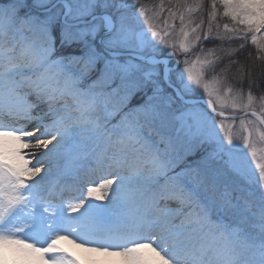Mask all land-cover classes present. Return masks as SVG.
I'll list each match as a JSON object with an SVG mask.
<instances>
[{
    "label": "snow or ice",
    "instance_id": "6c2138e0",
    "mask_svg": "<svg viewBox=\"0 0 264 264\" xmlns=\"http://www.w3.org/2000/svg\"><path fill=\"white\" fill-rule=\"evenodd\" d=\"M137 3L0 0V264H264V95L204 48L264 58V0Z\"/></svg>",
    "mask_w": 264,
    "mask_h": 264
},
{
    "label": "rangeland",
    "instance_id": "374dc122",
    "mask_svg": "<svg viewBox=\"0 0 264 264\" xmlns=\"http://www.w3.org/2000/svg\"><path fill=\"white\" fill-rule=\"evenodd\" d=\"M160 3V0H138V3L136 4V7L138 8L140 4H145V5H148L149 7H154L156 5H159ZM164 3L166 5V7L168 6V3H169V0H164ZM210 3H211V0H205V9L207 10L209 7H210ZM221 13H222V9L220 10ZM204 15V18L205 20H207V14H206V11L205 13L203 14ZM164 16L166 17L167 16V11H165L164 13ZM199 16H201V13H195L194 14V19H199ZM217 22L221 25V32H223V24L225 23H228L230 26H231V21L227 18H222L221 17H218V20ZM176 24H177V29L179 28V21L177 20L176 21ZM206 27V26H205ZM249 36L251 34H248ZM251 37V36H250ZM249 37V40L247 42H244V41H240L242 43H244V47L241 49L242 51L240 52L243 56L244 53H246L247 51L248 54L247 55H244L245 57L248 56L250 58V61L253 62L252 67L257 69L258 73H259V88L255 87V85L252 87L251 91H252V94L254 97H256L257 101H259L260 97L262 95H264V58H257L258 57V50L257 48L251 44V39ZM238 40H226V41H216L215 44H208V43H205L204 44V48L205 49H208V48H215L216 49V56L220 57L221 58V61L224 57H227L229 54H230V49L231 48H235L236 47V43ZM175 42V41H174ZM223 49V50H221ZM236 49V48H235ZM167 49H164V53H167ZM193 51H196L195 49ZM180 59H183V56L180 57ZM220 67H221V63H220ZM210 78V77H209ZM235 89H239L240 87H236L235 85H233ZM257 89L259 91H257ZM243 91L245 92V94L249 91V88L247 87V85H244L243 86ZM193 98H200L199 96H195ZM135 100H133V104H135ZM202 105V104H201ZM257 112L259 113L260 112V107H259V104H257ZM225 113H233V114H236V113H242V112H234L232 109L230 108H225ZM179 116V112H176L174 113V115L172 117H170V120H169V124H170V127L172 129V133L175 134L176 133V130L179 129V120L176 119V117ZM246 119H254V118H249V117H246ZM217 120H219V118H217ZM226 125H229V124H232L233 121L232 120H225L224 121ZM239 124H240V119H236L235 120V125H236V128L239 129ZM221 135H223V133H221ZM36 138H34L33 140H35ZM178 144H182L183 145V148L184 149H188L190 147L189 144H187L186 141L183 140V137H182V134L180 136V138L178 139L177 141ZM238 143H242L240 141H238ZM39 151H43V150H40ZM208 151H210V148L209 146L207 145H204V146H201L199 148H195L193 151H191L189 154L187 155H184V158L183 160L180 162V167H183L185 165H191L192 167H196L198 165H200L204 159V157L207 155ZM182 155H183V152H182ZM72 161L69 160L66 162V167L67 168H72ZM98 203H101L98 201Z\"/></svg>",
    "mask_w": 264,
    "mask_h": 264
},
{
    "label": "trees",
    "instance_id": "16d2710c",
    "mask_svg": "<svg viewBox=\"0 0 264 264\" xmlns=\"http://www.w3.org/2000/svg\"><path fill=\"white\" fill-rule=\"evenodd\" d=\"M241 43L242 42H240V40H238L236 43H234V44H236V47H235L236 49L235 48L230 49L231 55L229 54L227 57H224L222 59L221 67H224L225 65H228L230 62L235 61L236 63H231V71L228 73L229 82L232 83L233 85H235L236 87H241V85L239 83H237V78L239 77L238 69L240 67H243L244 68L243 86L247 85V87H248V82H249L248 73L251 72L252 73V79L255 80V82H256L255 87L259 88V84H260L259 73H258L257 69L252 67L251 64H253V62L250 61V58L248 56H246V57L244 56V55H247L249 51L244 53L243 56L240 53L242 51L241 50L242 48H240ZM257 91H259V90L257 89Z\"/></svg>",
    "mask_w": 264,
    "mask_h": 264
},
{
    "label": "bare ground",
    "instance_id": "6f19581e",
    "mask_svg": "<svg viewBox=\"0 0 264 264\" xmlns=\"http://www.w3.org/2000/svg\"><path fill=\"white\" fill-rule=\"evenodd\" d=\"M196 100H192V102H194ZM23 123V122H21ZM33 126V123L31 124H28L27 127L30 129V127ZM39 133L36 134V136H38ZM33 137L35 136H32V137H29L28 139L29 140H33ZM49 147H51V145H49ZM42 150V149H40ZM23 152L29 154L28 158L31 159L32 163L35 164L36 163V160L37 158H39L40 154H41V151H39V149L35 148V147H31V148H27V149H23ZM73 165V164H72ZM65 166H66V162H65ZM73 167V166H72ZM71 169V168H69ZM36 179H39V177H37ZM34 182V181H33ZM98 203V202H97ZM102 203V202H101ZM67 247H69L71 249V245H66Z\"/></svg>",
    "mask_w": 264,
    "mask_h": 264
},
{
    "label": "water",
    "instance_id": "95a60500",
    "mask_svg": "<svg viewBox=\"0 0 264 264\" xmlns=\"http://www.w3.org/2000/svg\"><path fill=\"white\" fill-rule=\"evenodd\" d=\"M193 103H203V100H199V101H196V102H193ZM249 115H250V114H249ZM232 116L237 117L236 115H232ZM232 116H228V117H230V119H231ZM241 116H244V114L239 115V117H241ZM240 150H243V147H241Z\"/></svg>",
    "mask_w": 264,
    "mask_h": 264
},
{
    "label": "flooded vegetation",
    "instance_id": "af4514ba",
    "mask_svg": "<svg viewBox=\"0 0 264 264\" xmlns=\"http://www.w3.org/2000/svg\"><path fill=\"white\" fill-rule=\"evenodd\" d=\"M241 146H242V143H241ZM246 150H242L241 153L245 152Z\"/></svg>",
    "mask_w": 264,
    "mask_h": 264
}]
</instances>
